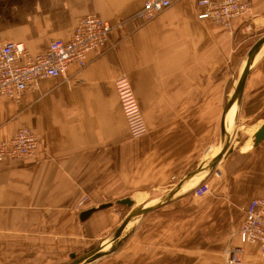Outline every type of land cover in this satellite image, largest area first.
I'll list each match as a JSON object with an SVG mask.
<instances>
[{"label":"crops","instance_id":"obj_1","mask_svg":"<svg viewBox=\"0 0 264 264\" xmlns=\"http://www.w3.org/2000/svg\"><path fill=\"white\" fill-rule=\"evenodd\" d=\"M145 1L0 0V42L23 43L33 55L67 41L89 14L112 27L83 68L72 64L20 99L0 98V143L20 128L38 137L36 157L0 162V264H67L72 254L106 251L132 209L181 182L143 215H164L166 225L128 226L118 249L92 264H225V250L240 244L246 206L264 197V139L252 141L264 123V43L239 104L224 118L231 152L202 178H185L221 150L223 110L264 36V0L229 28L197 19L195 0H179L145 24L130 20ZM121 77L147 125L138 139L128 133L115 91ZM201 181L209 193L198 200L192 191ZM124 198L133 201L127 211L115 205ZM140 234H149L148 243ZM241 264H264L256 246H244Z\"/></svg>","mask_w":264,"mask_h":264},{"label":"built area","instance_id":"obj_2","mask_svg":"<svg viewBox=\"0 0 264 264\" xmlns=\"http://www.w3.org/2000/svg\"><path fill=\"white\" fill-rule=\"evenodd\" d=\"M179 0H146L130 20L138 24L152 21ZM256 0H195L196 17L209 20L223 28L250 12ZM112 27L94 14L80 19L67 41L51 42L44 52L29 53L23 43L0 42V98L20 99L42 79L64 77L72 64L83 68L87 56L105 45ZM119 105L132 139L143 137L147 125L126 77L114 83ZM38 137L26 128H20L7 141L0 143V162L36 157ZM209 193V185L201 181L192 191L196 199ZM86 202H79L78 208ZM239 245L224 252L225 264H241L245 245H254L264 260V197L252 199L245 208L244 219L238 231Z\"/></svg>","mask_w":264,"mask_h":264},{"label":"water","instance_id":"obj_3","mask_svg":"<svg viewBox=\"0 0 264 264\" xmlns=\"http://www.w3.org/2000/svg\"><path fill=\"white\" fill-rule=\"evenodd\" d=\"M263 43H264V36L261 37L250 49V51L247 55L245 66H244L243 71H242V73H241V75L237 81V85L234 89L233 95L223 110V115H222V120H221V150H220V152L215 157L209 159L205 164L201 165L198 169H196V171L187 175L185 178V181L189 180L192 176H194L196 174H199L202 172H205V173L210 172L211 170H213L215 168L216 164L219 162V160L226 153L231 152V149L228 148L230 135L226 131L224 118H225L227 111L230 109V107L233 105V103L239 104L240 98L242 95V91H243V87H244V83H245L246 77L250 71V67L252 65L254 56L256 55V53L258 52V50L260 49V47L262 46ZM263 139H264V123L258 129V131L254 134V136L252 138L253 146H257ZM182 184H184V182H181L172 191H170L166 195V197L157 201L156 203L132 209L130 211V213L127 214V216L122 220L119 227L116 229L113 237L110 240V243H109L110 247L106 251L102 250L103 249L102 246H98V247L86 252L82 256L76 257L74 254H72L70 256L71 261H70V263H67V264H92L96 260L115 252L118 249V247L120 246L121 242L123 241L124 234H125L124 232H125L126 228L129 226V224L134 222L139 217H142L143 215H145L151 211L156 210L162 204L167 202L181 188ZM115 205L124 206L127 208H132L133 201L129 198H124V199L116 201ZM111 206H112V203H107V204L99 205L97 207H92V208L86 209L79 214V220L81 222H84L94 212L109 208Z\"/></svg>","mask_w":264,"mask_h":264},{"label":"rangeland","instance_id":"obj_4","mask_svg":"<svg viewBox=\"0 0 264 264\" xmlns=\"http://www.w3.org/2000/svg\"><path fill=\"white\" fill-rule=\"evenodd\" d=\"M155 19V18H154ZM204 173H202V176L203 177ZM199 200V199H198ZM202 200V199H201ZM149 205V204H147ZM127 207H125V210L124 211H127ZM129 212V211H128ZM130 213V212H129ZM128 213V214H129ZM127 216V215H126ZM125 216V217H126ZM124 219V218H123ZM140 225V226H150V225H157V226H163V225H166V222H165V216L164 215H155L153 214L152 216L150 215H146V216H143V217H139L138 219H136L134 222L130 223V225ZM167 224H172V220L171 218H169V221L167 220ZM140 236H144L145 239V242L148 243V237H149V234H140ZM191 237V236H189ZM195 237V236H194ZM98 247V246H97ZM96 248V247H95ZM147 247L144 246V245H140V249L141 251L143 252ZM94 249V248H93ZM90 251V250H89ZM158 253L160 252V249H157ZM88 252V251H87ZM85 254V253H84ZM83 254V255H84ZM146 254H148V251H146ZM82 256V255H80Z\"/></svg>","mask_w":264,"mask_h":264},{"label":"bare ground","instance_id":"obj_5","mask_svg":"<svg viewBox=\"0 0 264 264\" xmlns=\"http://www.w3.org/2000/svg\"><path fill=\"white\" fill-rule=\"evenodd\" d=\"M202 173H205V172H202ZM202 173H199L198 175H196V176L194 177V181H195L196 179H200L199 177L202 176ZM201 178H202V177H201Z\"/></svg>","mask_w":264,"mask_h":264}]
</instances>
